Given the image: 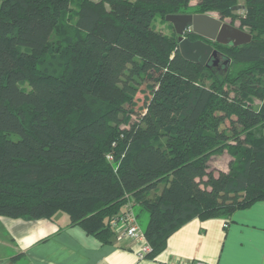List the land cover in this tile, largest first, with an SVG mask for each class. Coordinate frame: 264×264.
<instances>
[{
    "label": "trees",
    "instance_id": "trees-1",
    "mask_svg": "<svg viewBox=\"0 0 264 264\" xmlns=\"http://www.w3.org/2000/svg\"><path fill=\"white\" fill-rule=\"evenodd\" d=\"M75 1L0 0V216L62 212L111 244L131 204L155 258L188 221L264 202V0ZM178 14L249 39L206 41L218 73L154 28Z\"/></svg>",
    "mask_w": 264,
    "mask_h": 264
},
{
    "label": "crops",
    "instance_id": "crops-1",
    "mask_svg": "<svg viewBox=\"0 0 264 264\" xmlns=\"http://www.w3.org/2000/svg\"><path fill=\"white\" fill-rule=\"evenodd\" d=\"M114 228L112 243L101 244L62 212L37 220L0 216V264H264V202L236 212L230 220L188 221L155 258H139L123 227Z\"/></svg>",
    "mask_w": 264,
    "mask_h": 264
},
{
    "label": "water",
    "instance_id": "water-1",
    "mask_svg": "<svg viewBox=\"0 0 264 264\" xmlns=\"http://www.w3.org/2000/svg\"><path fill=\"white\" fill-rule=\"evenodd\" d=\"M242 8V6H239L236 9L241 10ZM164 20L172 26L180 53L184 59L204 66L211 56L214 60L213 64L216 65L217 54L210 44L202 40L192 42L184 35L190 33L213 43L218 40L221 34L230 29L229 26L202 14L167 15Z\"/></svg>",
    "mask_w": 264,
    "mask_h": 264
},
{
    "label": "rangeland",
    "instance_id": "rangeland-1",
    "mask_svg": "<svg viewBox=\"0 0 264 264\" xmlns=\"http://www.w3.org/2000/svg\"><path fill=\"white\" fill-rule=\"evenodd\" d=\"M239 2L243 3V0H239ZM75 5H76V1L73 0L72 5H71V7H72L71 9L73 11H76ZM71 24H73V22ZM153 26L158 32H161L167 36H171L174 32L172 29V26L160 18L155 19ZM221 36H224L226 39L224 41L226 43L231 44V45L242 44V43L248 41V39H249V37L247 35L240 33L239 31L232 29V28H230L229 30L224 32V34H221ZM175 38H176V36H175ZM55 40H56V38L53 37L52 42H54ZM213 61L214 60L212 58H210V60L206 63V65L212 66L214 63ZM225 64H226L225 59L217 55L215 68H216L218 73H222L224 71V65ZM201 83H202V85L207 87L210 84V81L207 78H205L201 81ZM160 188H161V186H160ZM135 211L137 213V220H138L137 222L139 224V227H140V229H143L146 225L147 215L143 211H140V209L138 207L135 209Z\"/></svg>",
    "mask_w": 264,
    "mask_h": 264
},
{
    "label": "built area",
    "instance_id": "built-area-1",
    "mask_svg": "<svg viewBox=\"0 0 264 264\" xmlns=\"http://www.w3.org/2000/svg\"><path fill=\"white\" fill-rule=\"evenodd\" d=\"M111 161V158H107ZM114 227L122 226L123 227V236L130 240L135 248L136 255L139 258H145L151 251L149 244L144 238L143 232L140 230L134 211L131 204L127 206L126 210L123 213L118 214L114 217L113 220ZM172 264H205L201 261L194 262H175Z\"/></svg>",
    "mask_w": 264,
    "mask_h": 264
},
{
    "label": "flooded vegetation",
    "instance_id": "flooded-vegetation-1",
    "mask_svg": "<svg viewBox=\"0 0 264 264\" xmlns=\"http://www.w3.org/2000/svg\"><path fill=\"white\" fill-rule=\"evenodd\" d=\"M188 35H192V34H190V33H186V34L184 35V37L187 38V39H189V38H188ZM197 40H202V41L206 42V40H203V39H201V38L194 39V40H190V41L194 42V41H197ZM206 43H207V42H206ZM210 58H211V56L208 58L207 62L210 60Z\"/></svg>",
    "mask_w": 264,
    "mask_h": 264
}]
</instances>
